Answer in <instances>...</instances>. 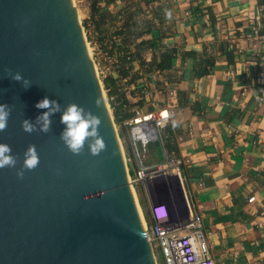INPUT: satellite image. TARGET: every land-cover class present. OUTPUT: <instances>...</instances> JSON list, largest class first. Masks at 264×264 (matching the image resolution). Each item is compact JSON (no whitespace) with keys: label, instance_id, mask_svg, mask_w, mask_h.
<instances>
[{"label":"crops","instance_id":"0c3cea01","mask_svg":"<svg viewBox=\"0 0 264 264\" xmlns=\"http://www.w3.org/2000/svg\"><path fill=\"white\" fill-rule=\"evenodd\" d=\"M83 23L95 55L100 48L117 56L106 76L118 128L132 110H170L163 146L149 144L143 164L161 162L162 150L182 160L215 264H264V0H91ZM125 53L131 61L122 65ZM164 54L169 67L157 69ZM121 128L131 176L135 163ZM133 189L152 224L153 200Z\"/></svg>","mask_w":264,"mask_h":264},{"label":"water","instance_id":"95a60500","mask_svg":"<svg viewBox=\"0 0 264 264\" xmlns=\"http://www.w3.org/2000/svg\"><path fill=\"white\" fill-rule=\"evenodd\" d=\"M45 97L98 115L107 150L93 156L86 144L73 155L61 113L50 132H24L21 121L35 122ZM0 104L12 106L0 143L18 157L0 169V264H156L72 0H0ZM29 145L40 164L20 179Z\"/></svg>","mask_w":264,"mask_h":264},{"label":"built area","instance_id":"2783aa9c","mask_svg":"<svg viewBox=\"0 0 264 264\" xmlns=\"http://www.w3.org/2000/svg\"><path fill=\"white\" fill-rule=\"evenodd\" d=\"M91 48L95 53L93 45ZM96 52L95 56H100L107 63V67L103 70L99 62L96 64L102 77L112 69L116 70V54L110 53L109 49L100 48ZM125 55L128 60V54ZM119 80L122 83L127 82V78ZM134 95L139 100L143 95L146 96L147 92L136 91ZM165 113L170 117V110L164 106L154 110L135 109L132 110L131 116L121 123L135 163L133 174L130 176L122 151L129 185L131 189L134 186L143 188L147 197L153 200L149 206V215L153 222L150 225L144 222L147 241L152 254L154 246L158 248L163 264H215L209 251L208 233L203 229L200 215L193 211L185 189L182 160L162 150L161 162L152 165L143 164V153L146 152L147 146L156 142L162 145L163 131L170 119L165 118ZM135 127H142L149 135L147 143L132 138V129ZM178 198L181 206L176 202ZM252 201L253 197L247 199L248 203Z\"/></svg>","mask_w":264,"mask_h":264},{"label":"clouds","instance_id":"9594fccd","mask_svg":"<svg viewBox=\"0 0 264 264\" xmlns=\"http://www.w3.org/2000/svg\"><path fill=\"white\" fill-rule=\"evenodd\" d=\"M170 18L171 13H166ZM8 76L11 80L18 82L25 89L31 86V81L25 78L20 72L8 71ZM102 104L99 98H96L95 105L100 107ZM37 109L45 110L38 115L35 122L24 119L21 121V128L26 133L42 132L48 133L52 129L51 117L56 113H61L60 123L65 127L60 134V139L67 149L73 155H81L84 152L87 144L91 155L97 156L101 152L107 150V145L104 138L100 135L99 129L101 126V118L90 110L84 107L70 103L65 108H61V104L56 100H50L45 97L37 102ZM12 106L8 104H0V132H5L8 126V120L11 116ZM165 118L168 119L169 114L165 113ZM172 126L178 127L179 122L172 120ZM132 138L141 143L149 141V135L142 127L132 129ZM18 163V157L12 154V148L5 143H0V169L15 168ZM40 164V157L35 145H29L24 152L22 167L16 172L18 178L23 179L25 170H35Z\"/></svg>","mask_w":264,"mask_h":264},{"label":"rangeland","instance_id":"374dc122","mask_svg":"<svg viewBox=\"0 0 264 264\" xmlns=\"http://www.w3.org/2000/svg\"><path fill=\"white\" fill-rule=\"evenodd\" d=\"M73 1V6H74V9L76 10V12H77V14H78V17H79V22H80V26L82 27V31L84 32V36H85V39H86V43H88V49H89V52H90V57H92V61L94 62V66H95V69H96V76H97V78H98V81H99V83H100V88H101V90H102V93H103V96H104V101H105V103H106V106H108V111H109V115H110V119L112 120V123H113V125H114V130H115V132H116V134H117V137H118V140H119V143H120V146H122V140H121V138H120V134H122V136L124 137V132H123V129L120 127V128H118V126L114 123V121H113V116H112V112H111V109H110V107H109V103H108V101H107V96H106V93H105V91H104V89H103V84H102V79H103V77L100 75V73H99V69H98V67L99 66H97L96 67V64H97V62H99L100 63V65L101 66H103L102 67V70L104 69V67H107V63H105L101 58H100V56H95V53H94V51L92 50V48H91V43H89V41H88V39L86 38L87 36H86V32H85V27H84V11L88 8V5H90V1L91 0H72ZM100 66V67H101ZM123 147V146H122ZM123 149V148H122ZM139 195V197H140V194H138ZM141 212V211H140ZM141 216H142V219H143V214H142V212H141ZM144 220V219H143ZM153 254H154V259H155V262H156V264H163V261H162V258H161V256H160V254H159V250H158V248L156 247V246H154V248H153Z\"/></svg>","mask_w":264,"mask_h":264},{"label":"trees","instance_id":"16d2710c","mask_svg":"<svg viewBox=\"0 0 264 264\" xmlns=\"http://www.w3.org/2000/svg\"><path fill=\"white\" fill-rule=\"evenodd\" d=\"M105 3H110V2H114V0H104ZM126 54V53H125ZM123 55V57H121L122 59V65L123 63H130V58L128 60H126V55ZM129 56V55H128ZM169 61H170V55H162L159 59V61L155 64V67L157 69H164V68H167L169 67ZM117 69V68H116ZM119 72V71H118ZM121 77H127L128 75L127 74H119ZM127 75V76H126ZM129 79V77H128ZM102 84H103V89L106 93V96L108 95L109 91H108V88L107 87H114V83L112 81L109 80V78L106 76L102 79ZM115 123V121H114ZM116 124V123H115Z\"/></svg>","mask_w":264,"mask_h":264},{"label":"bare ground","instance_id":"6f19581e","mask_svg":"<svg viewBox=\"0 0 264 264\" xmlns=\"http://www.w3.org/2000/svg\"><path fill=\"white\" fill-rule=\"evenodd\" d=\"M74 11H75V14H76V17H77V19L79 20V17H78V14H77V12H76V10L74 9ZM87 50H88V52H89V49H88V46H87ZM89 54H90V52H89ZM93 66H94V63H93ZM94 70H95V66H94ZM96 71V70H95ZM97 74V73H96ZM99 82V81H98ZM100 84V83H99ZM102 91V90H101ZM102 96H103V93H102ZM103 99H104V96H103ZM108 114H109V111H108ZM118 139V138H117ZM119 141V140H118ZM119 145H120V143H119ZM121 147V146H120ZM122 148V147H121ZM121 152H122V149H121ZM132 190V194H133V197H134V199H135V201H136V198H135V192H134V189H131ZM136 204H137V202H136ZM138 208V211H139V213H140V216H141V212H140V209H139V207H137ZM141 219H142V216H141ZM142 222H143V224H144V220L142 219ZM150 247V246H149ZM150 249H151V247H150Z\"/></svg>","mask_w":264,"mask_h":264}]
</instances>
